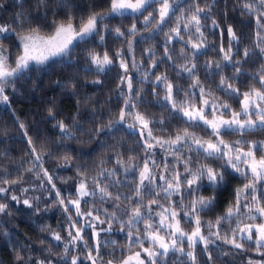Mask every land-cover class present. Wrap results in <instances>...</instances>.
<instances>
[{
  "label": "snow or ice",
  "instance_id": "1",
  "mask_svg": "<svg viewBox=\"0 0 264 264\" xmlns=\"http://www.w3.org/2000/svg\"><path fill=\"white\" fill-rule=\"evenodd\" d=\"M27 3L0 17V104L57 60L97 86L116 71L103 103L68 77L70 121L55 102L42 118L56 143L17 119L23 156L0 151L11 264H264V0ZM16 215L35 224L33 243L13 240Z\"/></svg>",
  "mask_w": 264,
  "mask_h": 264
},
{
  "label": "trees",
  "instance_id": "2",
  "mask_svg": "<svg viewBox=\"0 0 264 264\" xmlns=\"http://www.w3.org/2000/svg\"><path fill=\"white\" fill-rule=\"evenodd\" d=\"M3 2V0H0ZM36 0H28L25 5L27 9L28 4H34ZM73 4H80L81 6H86L90 3V0H70ZM223 6V0H221V7ZM16 9L12 7V0H7V12L0 10V17L3 21H10L12 16L15 14ZM35 12V9H33ZM239 19V18H238ZM124 23L125 25L130 24L131 20L122 21L120 18L113 20V24ZM245 43H250V37L252 29L244 28ZM112 48L117 47V44L109 42ZM146 47L142 45L141 48ZM139 56V51L137 52ZM76 61V56H73V63ZM113 70L107 77H105L104 86H97L90 83L94 77L85 76L83 71L77 72L75 67H71L67 61L57 60L51 63L50 66H45L43 71H34L29 75L28 82L20 81L17 91L14 94L12 100V106L8 107L0 104V151L7 150L9 155L16 158L17 160L23 156V149L25 145L21 143V133L16 123L17 119L19 121H24L30 126V130H35L37 123L42 129L41 135L48 138L52 143H56L59 132L54 129L51 124H46L43 121V117H46V107L48 104L55 102L59 110L63 113L66 119L70 121V115L75 111V99L70 97L67 92L63 90V84L68 79L69 76H77L85 87L81 90V95H88L93 98V102L100 100L103 103L109 95V90L114 87L113 77L115 75ZM57 81H60V86L57 85ZM151 89L148 88V92ZM9 94H12V90L8 89ZM146 100H150L151 97H145ZM113 104L116 103L115 100L112 101ZM86 107H91V104ZM154 109H149V114H152ZM85 113H82L84 115ZM157 118H159V112H156ZM88 127L87 125L85 126ZM6 130V131H5ZM258 139H264V133H257L256 137ZM81 139H87L86 137H81ZM115 142V141H113ZM71 146L74 148L89 147L88 145H78L72 142ZM131 147V142L126 144V148ZM96 157H94L95 159ZM47 167L50 169H55V161H49ZM62 175H74V172L64 171ZM240 183L239 180H234L232 182V187ZM58 186L67 187V185L61 184L57 181ZM231 190V189H230ZM225 198L228 197V193L224 194ZM48 219L44 222L51 224L53 227L57 225V220L60 213L52 215V213L47 214ZM8 228L13 230V240L23 243L27 240L29 243H33L35 236L39 234L35 231V224L29 221L26 216L16 215L12 222L8 224ZM112 238H115L114 236ZM107 251V250H106ZM12 248L11 242L5 241L0 242V264H11L12 261ZM229 260V264H241L240 258H226Z\"/></svg>",
  "mask_w": 264,
  "mask_h": 264
}]
</instances>
